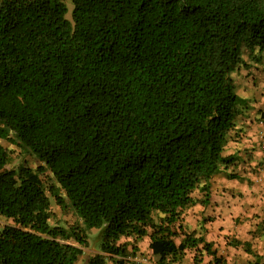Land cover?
Returning a JSON list of instances; mask_svg holds the SVG:
<instances>
[{
  "label": "trees",
  "instance_id": "16d2710c",
  "mask_svg": "<svg viewBox=\"0 0 264 264\" xmlns=\"http://www.w3.org/2000/svg\"><path fill=\"white\" fill-rule=\"evenodd\" d=\"M244 48L264 53V0H0V140L30 151L81 221L50 225L38 172L9 170L0 144V264H76L92 228L112 257L121 238H148L158 264L199 251L182 214L233 161Z\"/></svg>",
  "mask_w": 264,
  "mask_h": 264
},
{
  "label": "crops",
  "instance_id": "0c3cea01",
  "mask_svg": "<svg viewBox=\"0 0 264 264\" xmlns=\"http://www.w3.org/2000/svg\"><path fill=\"white\" fill-rule=\"evenodd\" d=\"M263 140L264 107L235 116L222 149V157L233 161L210 178L207 200L203 203L205 193L195 190L196 203L182 214V234L194 232L203 242L199 251L185 250L170 264H208L212 257L202 250L205 243L224 264H264V168L259 165ZM148 245V238L135 244L138 253L150 255Z\"/></svg>",
  "mask_w": 264,
  "mask_h": 264
},
{
  "label": "rangeland",
  "instance_id": "374dc122",
  "mask_svg": "<svg viewBox=\"0 0 264 264\" xmlns=\"http://www.w3.org/2000/svg\"><path fill=\"white\" fill-rule=\"evenodd\" d=\"M67 12L65 18L71 21L72 4L69 1H65ZM255 58V59H253ZM242 63L237 65L231 73V82L234 86L235 92L243 100L238 108V113L244 114L245 112H260L264 107V98L262 97V91L264 90V53H259L257 49L252 52L245 48L241 53ZM11 139L0 140V144L6 149L8 155V163L6 165L9 170H14L19 166L28 167L33 171L38 172L39 183H41L43 190L49 200L50 206V225H61L63 227L80 226L81 221L76 216L73 208L66 202L64 207L61 208L56 204L54 195L58 194L60 198L64 197L59 185L52 177L47 169L40 170L44 165L40 163L37 158L27 149L22 148L11 134ZM39 170V171H38ZM153 220L156 222V215L153 214ZM11 224V221L0 217V230L2 226ZM87 247L82 248V255L79 257L76 264H87L88 259L94 255H101L106 258V264H116L118 261L121 264H137V259L142 255L138 253L139 248L134 253L132 247L137 243L133 239L121 238L118 243L126 244V259L121 257H112L103 252L100 249V229L92 228L86 230ZM175 243L180 241V232L177 230L174 238ZM73 243V241H71ZM157 260V259H156Z\"/></svg>",
  "mask_w": 264,
  "mask_h": 264
},
{
  "label": "built area",
  "instance_id": "2783aa9c",
  "mask_svg": "<svg viewBox=\"0 0 264 264\" xmlns=\"http://www.w3.org/2000/svg\"><path fill=\"white\" fill-rule=\"evenodd\" d=\"M260 149L263 151L264 154V140L260 144ZM260 168H264V158L260 162ZM137 264H158L157 262L151 260L150 255L147 254H142L138 259H137Z\"/></svg>",
  "mask_w": 264,
  "mask_h": 264
}]
</instances>
